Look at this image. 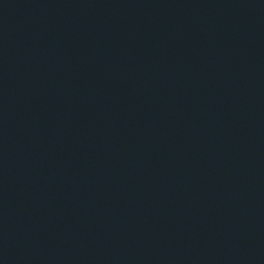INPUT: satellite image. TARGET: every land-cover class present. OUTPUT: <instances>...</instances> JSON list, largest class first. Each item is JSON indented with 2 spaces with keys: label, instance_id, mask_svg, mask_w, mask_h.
Segmentation results:
<instances>
[{
  "label": "water",
  "instance_id": "95a60500",
  "mask_svg": "<svg viewBox=\"0 0 264 264\" xmlns=\"http://www.w3.org/2000/svg\"><path fill=\"white\" fill-rule=\"evenodd\" d=\"M0 264H264V0H0Z\"/></svg>",
  "mask_w": 264,
  "mask_h": 264
}]
</instances>
